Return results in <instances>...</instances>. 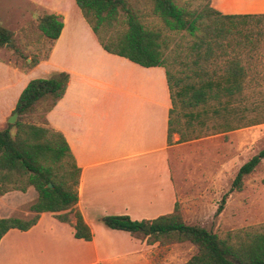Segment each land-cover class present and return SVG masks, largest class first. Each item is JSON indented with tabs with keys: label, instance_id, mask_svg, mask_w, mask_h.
<instances>
[{
	"label": "crops",
	"instance_id": "1",
	"mask_svg": "<svg viewBox=\"0 0 264 264\" xmlns=\"http://www.w3.org/2000/svg\"><path fill=\"white\" fill-rule=\"evenodd\" d=\"M45 1H52L49 14L60 15L64 27L36 66L23 69L0 59V130L31 80L70 75L46 122L64 135L81 168L77 209L93 237L78 239L72 224L42 213L30 230L12 229L3 237L0 264H151L147 238L111 229L102 218L152 221L171 214L181 181L193 182L195 143L180 137L168 142L173 101L166 68L108 53L72 0ZM237 2L212 0V7L225 15L264 14V0Z\"/></svg>",
	"mask_w": 264,
	"mask_h": 264
},
{
	"label": "trees",
	"instance_id": "2",
	"mask_svg": "<svg viewBox=\"0 0 264 264\" xmlns=\"http://www.w3.org/2000/svg\"><path fill=\"white\" fill-rule=\"evenodd\" d=\"M84 18L92 28L105 51L115 54L143 67H164L168 76L169 89L173 101L170 112L168 142L174 133H181L175 127L173 113L176 106L175 96L185 97L184 102L192 107H202L209 114V104L215 100L222 105L212 109L211 118L231 116L233 100L242 93L245 69L240 61L231 60L225 67V73L218 76L216 71L206 69L214 58L212 40L226 35L228 23L247 19H262V15H225L212 7V0H204L199 11H189L179 6L175 0H151L154 14L159 16L165 26L176 32H188L198 37L193 49L199 54L194 61L199 69L190 76L192 80L176 93V82L165 65L161 32L147 29L139 14L128 0H75ZM124 15L126 28L119 30L121 15ZM64 22L57 14H45L39 19V29L52 41L60 37ZM229 30H227L228 32ZM14 32L0 23V51L12 44ZM40 61L27 63V68L36 66ZM202 66V67H200ZM70 80L66 72L58 73L53 78L31 80L22 91L13 114L28 116L36 111L37 105L52 101L46 115L63 98ZM176 94V95H175ZM226 101L222 103V98ZM198 112L196 117H200ZM47 123V122H46ZM17 132L12 135L9 124L0 130V196L12 191L26 192L33 187L38 193L37 201L29 211L34 216L29 219L19 217L0 218V242L12 229L28 231L40 220L42 213L50 212L64 223L72 224L75 237L86 241L92 240L93 234L77 209L81 168L77 165L70 146L60 132L50 127L38 126L18 121ZM226 131L235 129L228 122ZM182 135V134H181ZM181 142L188 141L183 135ZM264 161V149L253 156L239 169L230 191L222 198L218 207L219 215L227 202L229 194L243 190L244 180ZM50 184L52 186H50ZM72 216L76 222L72 223ZM102 222L111 229L130 232L137 238H147L148 244L163 242H191L197 248L187 264H264V225L231 231L225 238L198 225L186 223L180 213L179 203L171 214L162 215L152 221L132 220L127 215H109ZM151 225V232L146 226ZM153 238V239H152ZM161 264V263H155Z\"/></svg>",
	"mask_w": 264,
	"mask_h": 264
},
{
	"label": "rangeland",
	"instance_id": "3",
	"mask_svg": "<svg viewBox=\"0 0 264 264\" xmlns=\"http://www.w3.org/2000/svg\"><path fill=\"white\" fill-rule=\"evenodd\" d=\"M56 1L55 4L59 0ZM128 1L147 29L161 32L165 65L176 82V93L192 82L190 76L195 69H199L194 61L198 55L204 54V46L198 54L193 49L199 41L198 37L185 31L169 30L163 20L154 14L151 0ZM175 1L189 11L201 10L204 3V0ZM236 1L240 4L244 0ZM51 2L0 0V23L14 32L12 44L1 50L0 59L24 68L33 60L47 58L52 42L40 31L39 19L55 9ZM72 4L81 11L75 0ZM72 4L70 7H73ZM124 17L122 14L119 30L126 28ZM225 31V36L216 39V45L212 40L214 58L206 69L210 73L216 71L220 76L225 73L229 61H240L246 75L242 93L231 104L234 112L228 120L225 117L211 118V110L222 106L219 101L209 104L207 115L202 107L192 108L184 102L185 97L175 94L173 119L181 133H174L171 138V144H174V137L181 138L183 135L195 143L196 149L195 164L189 166L193 175L189 186L182 174L178 202L180 213L186 223L204 227L221 238L231 231L264 225V161L245 178L243 190L229 194L223 211L217 215L222 198L230 191L241 166L264 149V18L236 21L234 25L228 23ZM1 80L3 78L0 85ZM221 101L224 103L226 98ZM51 103L49 100L38 104L36 111L28 116L18 114L16 122L11 124L12 135L15 136L18 130L15 126L18 121L49 127L45 113ZM198 112H201L199 118L195 116ZM9 118L4 129L10 124ZM228 122L235 126L234 130L226 131ZM37 199L38 193L33 187L26 192L12 191L0 197V216L29 219L34 216L29 208ZM150 246L151 264H187L197 252L196 246L188 241L179 243L163 239L162 243Z\"/></svg>",
	"mask_w": 264,
	"mask_h": 264
},
{
	"label": "water",
	"instance_id": "4",
	"mask_svg": "<svg viewBox=\"0 0 264 264\" xmlns=\"http://www.w3.org/2000/svg\"><path fill=\"white\" fill-rule=\"evenodd\" d=\"M17 117H18V112L14 113V114L9 118L8 123H10V124L15 123L16 120H17ZM50 186H52V185L50 184ZM146 230H147V232H151V225L146 226ZM236 264H240V263H239V262H236Z\"/></svg>",
	"mask_w": 264,
	"mask_h": 264
}]
</instances>
